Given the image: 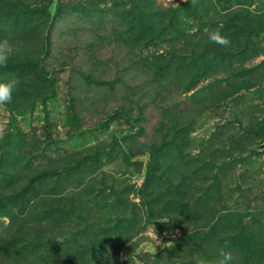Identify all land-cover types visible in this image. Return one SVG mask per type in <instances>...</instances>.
<instances>
[{
  "label": "rangeland",
  "instance_id": "374dc122",
  "mask_svg": "<svg viewBox=\"0 0 264 264\" xmlns=\"http://www.w3.org/2000/svg\"><path fill=\"white\" fill-rule=\"evenodd\" d=\"M3 39L0 264H264V0H0Z\"/></svg>",
  "mask_w": 264,
  "mask_h": 264
},
{
  "label": "clouds",
  "instance_id": "9594fccd",
  "mask_svg": "<svg viewBox=\"0 0 264 264\" xmlns=\"http://www.w3.org/2000/svg\"><path fill=\"white\" fill-rule=\"evenodd\" d=\"M187 2V0H186ZM191 6H195L197 0H190ZM205 34L207 35L210 42L218 44L221 47H229L231 45V40L221 33L220 28L216 29H204ZM13 47L8 39L0 40V67H6L9 59L12 55ZM21 81L16 76H9L0 80V108H3L6 105H9L13 101V95L18 90ZM2 131V129H0ZM152 235L157 241V244L160 243L155 228L152 226ZM235 257L232 251L229 249L227 242L225 245L219 249L215 258L209 259L206 257H197L196 264H234Z\"/></svg>",
  "mask_w": 264,
  "mask_h": 264
}]
</instances>
